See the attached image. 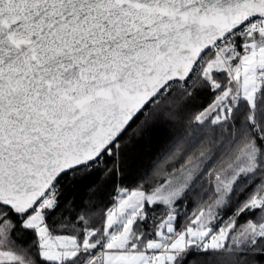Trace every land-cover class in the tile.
Listing matches in <instances>:
<instances>
[{"label":"snow or ice","instance_id":"snow-or-ice-1","mask_svg":"<svg viewBox=\"0 0 264 264\" xmlns=\"http://www.w3.org/2000/svg\"><path fill=\"white\" fill-rule=\"evenodd\" d=\"M0 264H264V0H0Z\"/></svg>","mask_w":264,"mask_h":264},{"label":"trees","instance_id":"trees-1","mask_svg":"<svg viewBox=\"0 0 264 264\" xmlns=\"http://www.w3.org/2000/svg\"><path fill=\"white\" fill-rule=\"evenodd\" d=\"M207 101V97L194 100L192 102L193 110L206 105ZM186 115H191V112L186 113ZM182 131L183 128L179 124L175 126L163 124L157 133H146L143 137H136L135 128L129 131L124 138V145L131 165L129 183L131 179L143 177L139 183L144 184L147 188L153 183L162 181L175 163V161L166 162V147ZM201 185H206V180L201 181ZM92 189H95V191ZM199 191L200 185L197 186L186 202L184 210L189 215L192 211H195L197 205L201 202L196 195ZM113 194L111 186H105L103 181L94 180L89 185L81 186L73 194L72 198H80L84 201H88L91 198L94 204L103 207L110 204ZM203 195L201 193V196Z\"/></svg>","mask_w":264,"mask_h":264}]
</instances>
